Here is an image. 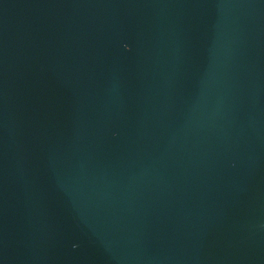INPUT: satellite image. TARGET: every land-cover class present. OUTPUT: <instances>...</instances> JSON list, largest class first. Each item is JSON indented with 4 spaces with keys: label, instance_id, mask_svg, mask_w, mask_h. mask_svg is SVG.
<instances>
[{
    "label": "water",
    "instance_id": "95a60500",
    "mask_svg": "<svg viewBox=\"0 0 264 264\" xmlns=\"http://www.w3.org/2000/svg\"><path fill=\"white\" fill-rule=\"evenodd\" d=\"M0 264H264V0H0Z\"/></svg>",
    "mask_w": 264,
    "mask_h": 264
}]
</instances>
